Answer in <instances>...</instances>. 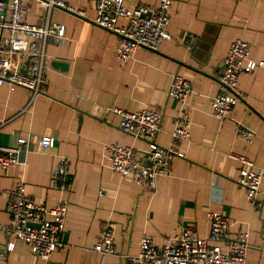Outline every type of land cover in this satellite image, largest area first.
<instances>
[{"label": "crops", "instance_id": "crops-1", "mask_svg": "<svg viewBox=\"0 0 264 264\" xmlns=\"http://www.w3.org/2000/svg\"><path fill=\"white\" fill-rule=\"evenodd\" d=\"M39 1L24 0L26 21L60 24L66 28V39L49 40L46 91L28 108L29 89L0 86V146L29 140L18 164L0 166V221L9 220L5 190L23 181L39 203H68L61 235L66 247L44 260L16 240L15 249L0 264H125L127 254L139 252L144 234L152 235L158 245L183 226L207 235L210 211L231 219V235L249 233L245 264H264V175L254 205L237 183L242 164L230 157L244 155L264 167V69L240 75V99L228 117L220 121L211 113V98L219 91L223 57L231 42L245 41L249 59L264 60V0H172L173 40L158 52L138 49L128 63L117 61L118 36L93 24L96 0H66L85 12V18L41 8ZM159 3L126 0L125 5L155 9ZM193 37L194 47L188 50L184 44ZM176 74L191 87L183 105L169 95ZM108 107L160 110L158 142L165 146L173 142L176 117L181 112L189 116V139L177 144L184 156L174 158L170 174L158 178L156 189L111 168L103 153L105 144H146L124 133L121 116L107 112ZM235 120L254 131L251 144L235 135ZM47 135L52 144L40 147L38 142ZM62 157L70 162L67 189L57 188L53 179ZM109 220L117 224L116 251L103 256L94 245ZM10 240L0 230V245Z\"/></svg>", "mask_w": 264, "mask_h": 264}, {"label": "built area", "instance_id": "built-area-1", "mask_svg": "<svg viewBox=\"0 0 264 264\" xmlns=\"http://www.w3.org/2000/svg\"><path fill=\"white\" fill-rule=\"evenodd\" d=\"M125 2L96 0L95 17L92 19L96 26L118 36L117 61L128 63L141 48L158 52L164 43L173 40L169 31L172 0H160L155 9L144 5L129 9ZM39 3L41 8L47 10L59 8L86 17L85 12L72 7L66 0H40ZM26 14L24 0H0V86L7 85L10 90L19 86L29 89L31 100L28 108L36 97L46 91L48 42L51 38L64 42L66 28L49 22L30 24L26 21ZM195 41L193 37L184 45L192 50ZM249 50L248 43L236 39L231 42L223 57L219 91L211 98V113L220 121L230 115L240 99V75L256 68L264 69V60L249 59ZM190 91L187 79L179 74L173 76L170 96L183 105ZM106 111L118 113L121 116L120 129L146 144L145 147L105 144L103 153L109 159L111 168L122 177H133L143 187L156 189L158 178L170 174L174 158L184 156L177 144L189 139V116L181 112L176 117L172 131L173 142L165 146L158 142L163 121L160 110L143 108L127 111L119 107H108ZM235 135L246 144H251L255 136L252 129L236 120ZM28 144V139L21 138L17 146H0V166L7 169L18 164L22 147ZM38 144L40 147L51 145V136H43ZM230 157L242 164L237 183L255 205L261 194L264 167L255 166L244 155L231 153ZM53 179L57 188H68L71 169L66 157L58 162L53 171ZM5 194L8 198L9 220L7 223L0 221V230L11 240L6 245H0L1 260L6 259L15 249L16 240L26 243L34 255L44 260L66 247L61 239L68 216L66 201L61 200L52 206L39 203L27 193L23 181L6 189ZM208 222L207 235L199 236L192 227L183 226L162 245H158L152 235L144 234L140 239L139 252L127 254L125 264H245L249 233L239 231L231 235V219L217 211L208 213ZM116 231V222L107 221L94 245V251L103 256L115 253Z\"/></svg>", "mask_w": 264, "mask_h": 264}, {"label": "water", "instance_id": "water-1", "mask_svg": "<svg viewBox=\"0 0 264 264\" xmlns=\"http://www.w3.org/2000/svg\"><path fill=\"white\" fill-rule=\"evenodd\" d=\"M35 226H37V225H35Z\"/></svg>", "mask_w": 264, "mask_h": 264}]
</instances>
